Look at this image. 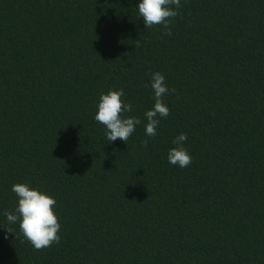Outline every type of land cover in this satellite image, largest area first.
Segmentation results:
<instances>
[{
    "label": "trees",
    "instance_id": "obj_1",
    "mask_svg": "<svg viewBox=\"0 0 264 264\" xmlns=\"http://www.w3.org/2000/svg\"><path fill=\"white\" fill-rule=\"evenodd\" d=\"M140 2L0 0V264H264V0H181L171 36ZM157 71L176 91L152 138ZM120 89L141 123L110 143ZM17 183L56 199L58 244L8 222Z\"/></svg>",
    "mask_w": 264,
    "mask_h": 264
},
{
    "label": "clouds",
    "instance_id": "obj_2",
    "mask_svg": "<svg viewBox=\"0 0 264 264\" xmlns=\"http://www.w3.org/2000/svg\"><path fill=\"white\" fill-rule=\"evenodd\" d=\"M181 7V0H141L138 10L147 28L160 26L165 30L164 35L171 36L170 24L178 15L177 9ZM150 79L155 103L145 112L147 120L145 133L148 137L154 138L161 118H167L170 115V109L164 103L163 97L170 92L174 93L176 89H169L165 76L159 71L150 73ZM124 96L123 89L110 90L100 96L95 120L106 128V138L110 143L117 139L127 143L135 132L136 126L141 123L139 118L126 115L132 111V104L126 102L123 99ZM187 139V134L181 133L173 141L176 147L170 149L167 157L170 165L186 168L192 163L191 155L183 146ZM142 143L147 147L148 140ZM11 191L18 197V205L15 213L12 211L4 213L8 222L16 223L19 220L20 231L37 251L58 244L61 240L59 234L61 224L54 210L57 204L56 199L39 189L31 188L28 184H14Z\"/></svg>",
    "mask_w": 264,
    "mask_h": 264
}]
</instances>
